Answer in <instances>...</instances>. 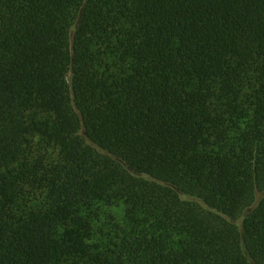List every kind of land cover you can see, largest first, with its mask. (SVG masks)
<instances>
[{
  "label": "trees",
  "instance_id": "trees-1",
  "mask_svg": "<svg viewBox=\"0 0 264 264\" xmlns=\"http://www.w3.org/2000/svg\"><path fill=\"white\" fill-rule=\"evenodd\" d=\"M0 264H264V0H0Z\"/></svg>",
  "mask_w": 264,
  "mask_h": 264
},
{
  "label": "rangeland",
  "instance_id": "rangeland-1",
  "mask_svg": "<svg viewBox=\"0 0 264 264\" xmlns=\"http://www.w3.org/2000/svg\"><path fill=\"white\" fill-rule=\"evenodd\" d=\"M37 150H38V146L36 144H34L33 146H31L27 150L26 157L29 156V154H30L31 157H28V158L34 157L37 154ZM41 151L44 152L43 149H41ZM55 153H56V151H54L52 149H49L46 152L47 156H52V157H54ZM21 162H23V160H21ZM261 197H262V194H257L256 195V203L259 201V199ZM104 210H105V212L103 214H101L100 221L97 223V227H95V232L97 231V233H95L94 239L96 241H101L103 239L101 233L98 231L100 228L102 229V231L104 233L107 232L108 229L110 228L109 219L106 217V213L107 212L111 213L115 217V219L117 221H120L121 218H122L123 208H122L121 205L113 206V207H110V208H104ZM240 221H241V218L236 223L238 225H240Z\"/></svg>",
  "mask_w": 264,
  "mask_h": 264
}]
</instances>
